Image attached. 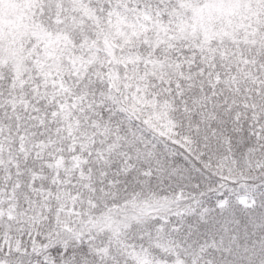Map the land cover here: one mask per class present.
Returning a JSON list of instances; mask_svg holds the SVG:
<instances>
[{"label": "rangeland", "instance_id": "rangeland-1", "mask_svg": "<svg viewBox=\"0 0 264 264\" xmlns=\"http://www.w3.org/2000/svg\"><path fill=\"white\" fill-rule=\"evenodd\" d=\"M239 1L208 0L211 5L219 6L215 9L206 6L208 3L202 0V6L198 9V4L193 0H88V7L83 5L82 0H0V78L10 81L13 77L15 90L22 92L27 102L33 94L41 93L43 98V94L50 92L47 86L50 84V99L58 100L59 111L62 110L53 125L40 134L34 129L24 131L21 123L24 118L20 122L22 128L18 129L13 120L0 122V153L36 158L42 162L41 165L49 166L50 160L54 164L51 183L46 185L40 182L39 187L32 185L28 193L19 200L16 195L20 187L16 181L10 180L7 172L0 181V198H9L7 204L0 208V219L14 221L22 226L20 230L25 229L21 233L11 234V231H7L2 234L0 259L5 252L24 253L39 249L46 240L52 238L60 223L53 224L45 218V206L51 203L56 183L62 187L71 184L74 172L89 154L90 147L86 144L94 142L92 135L79 125L76 114L80 111L68 109L71 95L63 97L61 93L64 88L70 86L73 90L77 83L76 79L71 80L69 77L68 57L76 53L74 46L82 50L84 42L88 43L85 37L87 33H97L93 41L100 36H107L103 39L104 43L107 46L110 43L118 49L130 65L142 58L143 54H147L148 58L157 63V66L149 70L150 76L146 79L135 74L132 69L127 71L126 78L121 72L112 70L114 81L118 80L121 87V103L127 100L131 107L136 105L133 114L135 120L138 125L150 130L156 141L159 137L170 139L169 134L172 133L180 142L192 146L206 163L218 171L221 184L243 179L242 183L237 184L235 195L226 193L218 199L217 208L227 210L223 214L227 215L230 212L246 214L255 207L251 223L261 221L264 225V216L259 218L264 203L258 202L257 199L264 193V186L259 185L263 183L256 184L249 190L245 189L264 172V126L251 128L248 131L250 136L232 147L231 134L235 132L230 128V131L223 134L217 132L226 122L215 125L211 107L195 90V86L202 79L193 78L188 72L178 79L177 73L166 74L165 70H157L166 58H177L184 64L201 65L214 56L212 64L221 66V61L215 54H226L227 59H232L240 65L264 63V58H261L264 56L257 53V45L252 46L249 33L242 38V31L238 30L239 25H242L240 18L243 15L255 14L256 9L253 5H246L244 9L224 8ZM157 2H161L164 8L160 9L166 12L161 22H157L161 16ZM62 48L64 51H59ZM167 51L168 55L165 54ZM59 52L62 54L59 55ZM94 58L97 64L100 63V56L95 55ZM119 58L121 60V56ZM92 59L88 64L93 63ZM12 65L14 66L10 69ZM60 69V73L50 75V72ZM87 74L90 80L95 76L93 72ZM143 76L146 75L143 73ZM152 76H155L153 79L156 81L152 80ZM82 79L87 81L84 76ZM176 79L180 82L175 87L172 81L175 82ZM89 88L90 86L85 90ZM256 118L259 119V116ZM25 121L26 125L31 122L30 118ZM9 130L16 131L14 135L17 134L20 138L15 136L10 139L6 136ZM253 136L261 138V142L253 143ZM123 139L125 142V138ZM132 139H140V145L149 147L147 152L151 158H167L164 151L156 149V143L149 144L153 142L149 139V132H142L140 138ZM132 139L128 140L129 143H133ZM18 142L23 143V154L20 151L22 146L16 145ZM96 143L98 148L104 146L102 140L96 139ZM169 143L174 145L171 140ZM112 144H116L114 140ZM8 149L13 150L6 152ZM250 150H255L257 156L262 158H251ZM23 160H26V164ZM23 160L20 163L25 169L29 166L27 163L32 160ZM156 164L168 167V164L159 161ZM41 165L40 168L43 169ZM118 165L119 161L116 160L110 167L115 169ZM43 171L44 169L38 173ZM17 174L19 173L15 175ZM150 181H145L140 190L142 208L152 206L149 203L150 194L155 199L166 198L171 202L175 200L171 197L175 192L167 187L153 186ZM218 185L220 183L212 181L210 175L207 177L202 173H194L193 181L186 187L187 190H210ZM40 189L42 192L37 194ZM63 190L68 189L63 187ZM64 196L62 207L65 208L72 198L69 195ZM34 198L35 204L29 203ZM94 201V205L80 206V203H77L83 217L92 219L94 227L97 228L95 236L91 232H84L83 236L95 240L103 256L92 264H213L222 257L214 251L218 247V241L223 242L225 236L206 238L208 235H214L216 224L212 220L206 224L203 238L184 239L180 230L188 221L186 216L171 217V220L155 232L152 222L150 226L143 222L134 225L125 217H113L112 214L102 211L111 207L125 208L128 203H124V198L119 199L120 204L116 206L104 204L101 198ZM137 206L139 202L134 204V208L139 209ZM234 218L235 216L227 219V222H232ZM64 224H67V221ZM244 231L249 232V226ZM245 243V251L254 253L255 247L250 246L249 241ZM168 246L172 247L176 254L163 257V252ZM229 253L232 255V250ZM260 256L262 257L261 252ZM43 262L50 263L49 257ZM250 263L246 261L244 264Z\"/></svg>", "mask_w": 264, "mask_h": 264}, {"label": "trees", "instance_id": "trees-1", "mask_svg": "<svg viewBox=\"0 0 264 264\" xmlns=\"http://www.w3.org/2000/svg\"><path fill=\"white\" fill-rule=\"evenodd\" d=\"M82 1L83 5L88 7V0ZM193 1L198 4V9L202 6V0ZM203 1L207 2L208 5L206 6L210 8L217 9L219 7L211 5L208 0ZM157 4L159 5L158 13L161 15L157 22H161L164 20L166 12L160 9L164 8L161 2H157ZM246 5H253L256 13L250 16L243 15L239 20L242 25L238 24V30L242 31V38L249 33L252 46L257 45L255 48L257 53L264 56V0H240L238 3L224 8L244 9ZM45 21L48 22V19ZM96 34L87 33L85 35L88 43L84 42L85 46L82 50L74 46L77 51L68 57V73L70 79H76L77 83L73 90L70 86L61 92L63 97L68 94L73 95L72 98L70 96L71 101L68 109L80 111L79 114H76L77 120L80 122L79 125L92 135L94 142L86 144L90 147L86 160L74 172V179L70 180L71 184L63 186L65 190L66 188L68 190L64 191L63 187L56 183L57 186L53 188L54 193L51 195V203H47L45 206L47 208L44 211L45 218L53 224L58 225L60 223V226H57L52 238L46 240L41 248L24 253L5 252L3 258L0 259V264H45L43 261L46 257H49L50 260L48 264H92L98 262L103 258L98 244L91 238L83 237L86 232H91L95 236L97 228L94 227L92 219L83 217L79 207L86 204L94 205V200L99 201L100 198L103 199L104 204H111L112 206L119 205L118 200L124 198L126 200L124 203H128L125 208L111 207L102 211L108 212L109 215L112 214L113 217H125L127 221H130V224L134 225L143 222L146 223V226H150L152 222L155 232L161 229L165 222L171 220V217L186 216L188 221L180 230L184 239L203 238L207 228L206 224L212 220L216 224L215 232L212 237L208 235L206 238L214 239L221 235L225 236L223 242L218 241V247L214 251L222 257L213 264H244L246 261H250V264H264V225L261 221L251 223V216L255 209L246 214L230 212L223 215L227 210L217 208L218 198L227 191L235 195L238 190L237 184L242 183L243 179L221 184L222 180L218 177V171L204 162L200 154H195L194 151L172 135H169L171 136L170 139L159 137L156 141L150 130L138 125L133 116L135 109L130 106L127 100L121 103V87L118 80L114 81L112 70L121 72L126 78L127 71L132 69L135 74L146 79L150 76L149 70L157 66V63L148 58L147 54H143L142 58L130 65L124 60V56L118 49L111 46L110 43L109 46L104 43L103 39L107 36H100L96 38V41H93ZM59 51H64V48ZM160 52L162 51L160 50ZM58 54L62 53L59 52ZM165 54L168 55V51ZM95 55L101 57L98 64L95 61ZM119 56H121V60ZM215 56L221 61V66L212 64L214 56L209 57L201 65L197 63L184 64L180 59L169 60L166 58L164 63L157 67V70H165L164 73L166 74L169 72L177 73L178 79L183 77L186 72L193 78L202 79L195 86V90L206 99L207 104L211 107L215 125L226 122V125L219 132L223 134L230 129L235 132L231 134L233 147L237 142L250 136L248 131L251 128L264 126V63L240 65L232 59H227L226 54L223 56L215 54ZM90 59L93 60L92 64H88ZM13 66H10V69ZM61 71L62 69L50 72V75L58 74ZM88 72L95 73L92 80L88 78ZM143 73L146 76H143ZM79 75L81 76L79 77ZM83 76L87 81L82 79ZM153 77L155 76H152V80L156 81ZM12 79L13 77L9 81L0 78V122L6 121V119L13 120L16 129H18L19 127L22 128L20 122L24 118V122H21L24 131L34 129L37 134H40L42 131L48 130V127L53 125L62 112V110L59 111L58 100L50 99L52 86L47 85L50 92H47L46 95L43 94V98L41 93L33 94L27 102L22 92L15 90ZM172 82L176 87L180 81L176 79L175 82ZM88 86L90 88L85 90ZM73 91L75 92L73 93ZM256 116H259V119ZM27 118L31 120L28 125L25 121ZM142 132H149V139L153 140L149 144L156 143V149L164 151L167 158H151L147 152L149 147L140 145V139L137 141L132 139L140 138ZM15 133L16 131L9 130L6 132V136L10 139L18 136L19 139V135H14ZM123 138H125V142ZM253 138V143L259 144L261 142V138L256 136ZM96 139L102 140L104 146L98 148ZM129 139H132L133 143H129ZM113 140L115 145L112 144ZM170 140L174 142V145L169 143ZM22 144L21 142L16 143L17 147L22 146L20 151L23 154ZM27 145L29 144L27 143ZM11 150L13 149H8L6 152ZM249 152L251 158L258 157L255 150ZM105 155L108 156L104 158ZM258 158H262V156ZM23 159L32 160L27 163L29 166L25 169L20 163ZM116 160L119 161V165L113 169L110 165ZM51 161L49 162L50 165L47 166L41 165L42 162L36 158H23V156L17 155L14 157L5 152L0 153V181L7 172L10 180L16 181L20 187L16 197L18 200L22 199L32 185L39 187L40 182L46 185L51 183L54 166ZM157 161L168 164V167L156 164ZM22 162L26 164V160ZM40 165L44 169L42 173H38L43 170ZM16 173L19 174L15 175ZM194 173H202L207 177L210 175L211 180L218 181L220 185L216 188L212 187L210 190H187L186 186L193 181ZM111 178L112 180H110ZM148 179L151 180L153 186L167 187L170 191L175 192L171 196L172 200H175L171 202L166 198L155 199L150 194L149 203L152 206L142 208L140 190ZM256 184L264 186V172H261L260 178L245 189L249 190ZM41 192L40 189L37 194ZM64 195H69L72 198L65 208L62 207ZM3 198L5 200L0 198V208L4 204L6 205L9 199H6L5 196ZM196 199L197 201H195ZM23 201L26 203L25 200ZM138 202L139 206L137 207L139 209H135L134 204H138ZM29 203L35 204V198ZM77 203H80V206ZM24 209H26V205ZM260 213L259 218H262L264 208ZM234 216V220L239 222L240 227H242L241 230L235 226L233 219L232 222H227V219ZM65 221L68 225L64 224ZM248 226L249 232L244 231ZM21 227L14 221L0 219V237L7 231H11V234L21 233L25 230H20ZM244 241H249V245L255 247L254 253L245 251L244 244L247 243ZM230 250L233 252L232 255L229 253ZM172 253L176 254V251L168 246L163 252V257H171Z\"/></svg>", "mask_w": 264, "mask_h": 264}]
</instances>
